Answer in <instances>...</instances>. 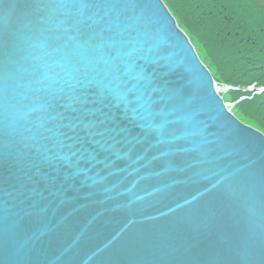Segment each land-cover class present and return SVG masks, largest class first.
<instances>
[{"label":"water","instance_id":"water-1","mask_svg":"<svg viewBox=\"0 0 264 264\" xmlns=\"http://www.w3.org/2000/svg\"><path fill=\"white\" fill-rule=\"evenodd\" d=\"M213 84L160 0H0V264H264V137Z\"/></svg>","mask_w":264,"mask_h":264},{"label":"trees","instance_id":"trees-1","mask_svg":"<svg viewBox=\"0 0 264 264\" xmlns=\"http://www.w3.org/2000/svg\"><path fill=\"white\" fill-rule=\"evenodd\" d=\"M217 83L264 88V0H162ZM234 115L264 133V92L235 105Z\"/></svg>","mask_w":264,"mask_h":264},{"label":"rangeland","instance_id":"rangeland-1","mask_svg":"<svg viewBox=\"0 0 264 264\" xmlns=\"http://www.w3.org/2000/svg\"><path fill=\"white\" fill-rule=\"evenodd\" d=\"M194 46V45H193ZM195 48V52L197 54V56L200 58V59H203V62H204V57H203V54L202 52L200 51V49H198L197 47H194ZM205 67H207L206 65H204ZM208 68V67H207ZM209 69V68H208ZM210 70V69H209ZM211 73V78L214 82V84H216V88H217V91L219 93V95H222L221 96V99L223 101L226 102V105H227V108L228 110L234 114V111H235V106H232V105H237V103L241 102V101H244V100H250L253 96H259V94L261 93L260 91H258L257 88H255L254 86H248V87H245L243 89L238 90V93L239 92H242L244 93L245 96H240L237 100H234L233 98H231V96L229 95V92L231 91V88L230 86H227L225 84H221V83H217V81L215 80V77H214V74L212 71H210ZM225 88H223V87ZM227 90V91H225ZM262 92H264V88H261ZM227 101H230V103H228ZM228 103V104H227ZM240 121V120H239ZM241 123L245 124L244 122L240 121ZM246 125V124H245Z\"/></svg>","mask_w":264,"mask_h":264},{"label":"snow or ice","instance_id":"snow-or-ice-1","mask_svg":"<svg viewBox=\"0 0 264 264\" xmlns=\"http://www.w3.org/2000/svg\"><path fill=\"white\" fill-rule=\"evenodd\" d=\"M89 115H91V113L88 111L87 103L81 104L78 109L70 108L65 113L67 119L81 122L87 119Z\"/></svg>","mask_w":264,"mask_h":264},{"label":"bare ground","instance_id":"bare-ground-1","mask_svg":"<svg viewBox=\"0 0 264 264\" xmlns=\"http://www.w3.org/2000/svg\"><path fill=\"white\" fill-rule=\"evenodd\" d=\"M162 3H163V5H164V7L168 10V8L166 7V5L164 4V2L162 1V0H160ZM168 12L170 13V11L168 10ZM170 15L172 16V18L174 19V21H175V23H176V25H177V27H178V29L184 34V36H186V38L188 39V42L191 44V46H192V48H193V50H194V52H195V48H194V46H193V44L191 43V41L189 40V38L187 37V35H186V33L182 30V29H180V27L178 26V24H177V22H176V20H175V18L173 17V15L170 13ZM196 53V52H195ZM196 56H197V54H196ZM198 57V56H197ZM199 58V57H198ZM199 61H200V63L204 66V65H206L204 62H203V59H200L199 58ZM205 67V66H204ZM205 69L208 71V73H209V75H210V77H211V73H210V70L207 68V67H205ZM214 83V82H213ZM214 85V88H215V91H216V93H217V95L221 98V96L222 95H219V93H218V91H217V88H216V84H213ZM223 87V86H222ZM224 88V87H223ZM256 88V87H255ZM225 89V88H224ZM225 91H227V90H225ZM258 91H260V92H262V90L261 89H259ZM221 101H222V104L225 106V108L227 109V111L229 112V113H231L229 110H228V108H227V105H226V102L225 101H223L222 99H221ZM228 103H230V101H227ZM227 103V104H228ZM236 105V104H235ZM235 105H232V106H235ZM235 118H236V120L237 121H239V119L233 114V113H231ZM240 122V121H239ZM245 125V124H244ZM246 126H248V125H246ZM248 127H251V126H248ZM253 130H256L258 133H260L261 135H263V137H264V133H262L260 130H257L256 128H254V127H251Z\"/></svg>","mask_w":264,"mask_h":264}]
</instances>
